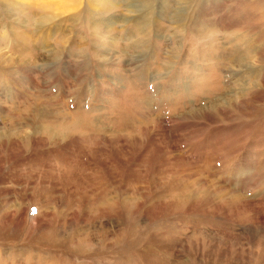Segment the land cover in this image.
I'll list each match as a JSON object with an SVG mask.
<instances>
[{
	"label": "rangeland",
	"instance_id": "1",
	"mask_svg": "<svg viewBox=\"0 0 264 264\" xmlns=\"http://www.w3.org/2000/svg\"><path fill=\"white\" fill-rule=\"evenodd\" d=\"M152 2L0 0V264H264V0Z\"/></svg>",
	"mask_w": 264,
	"mask_h": 264
},
{
	"label": "bare ground",
	"instance_id": "2",
	"mask_svg": "<svg viewBox=\"0 0 264 264\" xmlns=\"http://www.w3.org/2000/svg\"><path fill=\"white\" fill-rule=\"evenodd\" d=\"M54 1V0H53ZM153 0H148V2H149V4H152L153 2H152ZM184 2H185V4H187V3H189V2H194L195 0H183ZM222 1H225V0H222ZM250 3H255V7L257 6V5H259L258 3V1L259 0H248ZM214 2H219V0H199V3H200V5L199 6H201V7H205V5H208V4H214ZM261 2H262V0H261ZM202 3V4H201ZM246 3V2H245ZM167 6V5H166ZM209 6V5H208ZM207 7V6H206ZM260 8V7H259ZM204 10V9H203ZM202 11V10H201ZM200 13V12H199ZM204 13V12H203ZM206 13V12H205ZM202 14V13H201ZM199 15L200 16V24L203 26V27H210V25H212L211 23H208L207 21H211L212 22V20H214V19H212V20H210L209 18H208V16L207 15ZM44 16V15H43ZM46 16V15H45ZM41 19V18H40ZM145 22H147V21H144V23ZM214 23V22H213ZM208 29H204V31H207ZM245 33V32H244ZM263 35V34H262ZM239 40V39H238ZM235 50V49H234ZM234 52V51H233ZM239 52V51H238Z\"/></svg>",
	"mask_w": 264,
	"mask_h": 264
}]
</instances>
